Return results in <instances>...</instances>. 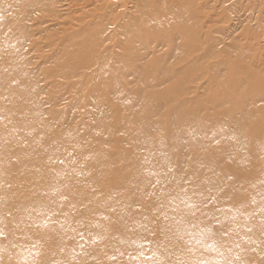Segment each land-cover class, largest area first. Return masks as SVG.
<instances>
[{
  "label": "bare ground",
  "instance_id": "bare-ground-1",
  "mask_svg": "<svg viewBox=\"0 0 264 264\" xmlns=\"http://www.w3.org/2000/svg\"><path fill=\"white\" fill-rule=\"evenodd\" d=\"M141 4L138 13L120 25V51L100 47L106 36L95 20L72 34L51 71H42L60 79L53 89L62 88L65 80V88L77 90L80 100L99 99L110 107L100 115L102 131L90 128L85 136L49 127L38 101L37 74L28 69L22 50L30 14L45 11L48 0H0V264H141L137 248L142 240L133 234L134 223L143 222L140 226L146 230L157 217L161 238L152 245L154 263L231 264L229 257L241 247L232 236H239L241 229L230 223H239L236 216L248 220L252 212L258 217L244 226L241 245L250 258H264V79L253 66L249 48L238 44L235 63L216 74V87L205 97L215 111L203 114L199 105L178 99L184 83L203 68L202 59L219 56L212 46L192 55L197 48L193 0ZM164 36L177 38L178 47L144 59L142 50ZM184 58L191 63L176 68V61ZM86 68H91L89 75ZM111 96L121 102L120 109ZM259 98L263 103L250 110L248 105ZM163 117L170 126H162ZM255 126L260 129L253 132ZM246 133L248 138H243ZM79 136L86 137V150L75 146ZM117 138L126 146H120V156L112 160L96 142H108L105 150L118 149ZM170 154L184 161L182 172L170 173ZM187 159L195 175L201 172L194 183L185 177ZM152 162L163 170L151 172ZM257 164L262 168L257 170ZM103 170L112 173L106 180ZM151 181L161 191L156 188V194L141 197L139 192ZM240 185L246 193L249 189L254 202L238 206L233 216L235 208L223 197ZM134 190L142 198L135 210V198L121 200ZM143 198L150 201L147 207L141 206ZM85 204L86 209H79ZM107 212L123 220L113 232L109 230L117 222L111 228ZM210 216L218 223L217 236L203 234L210 231L202 228L203 219ZM86 220L99 221L100 227L90 230ZM51 231L58 232L48 234ZM108 236L118 238L120 246H109ZM126 255L139 261L131 263Z\"/></svg>",
  "mask_w": 264,
  "mask_h": 264
},
{
  "label": "rangeland",
  "instance_id": "rangeland-1",
  "mask_svg": "<svg viewBox=\"0 0 264 264\" xmlns=\"http://www.w3.org/2000/svg\"><path fill=\"white\" fill-rule=\"evenodd\" d=\"M143 1L144 0H48L47 9L45 11L32 12L30 14L31 18L26 22L29 32L25 34L26 42L22 50L29 59L28 69L33 70L37 74L35 86L36 83L39 84L40 92L37 94L39 99L37 96L36 98L39 101L44 120L53 130L68 131L69 129H74L76 132L84 133L86 136L87 131L91 128L95 130V133H98L102 131L104 126V122L102 123V121L99 120L101 118L100 115L110 107L106 108V102L99 101V99L90 101L87 97L86 99L83 97L82 100H80L81 97H76L78 94L77 90H72L70 92L65 88V80L61 81L63 85L62 88L53 89V85L59 82L60 79L56 76L42 73V71H51L54 68L55 57L63 50V47L72 34H80L87 26L93 24L95 20L101 23V29L103 30L104 36H106L100 47L102 49L120 51L119 42L122 40L120 25L123 27L122 24L125 21H129L131 17L138 13V9ZM147 1L156 2L158 4L168 3L170 5L178 3V0ZM193 3L196 9H193V22L195 26L192 29L195 28L197 33V48L193 50L194 53L192 55L195 53L202 54V52L206 50L204 47L212 46L219 56L214 57L213 54L202 59L201 65L203 68L194 78L184 83V90L179 93L178 99L184 102H190V104L195 103L199 105V110L203 114H207L215 111L205 103V97L209 92L208 90L212 87H216V85L212 83L214 79H216V74L218 73L221 75L225 66L235 63L238 53L236 52V46L238 44L249 48V55L251 56L253 66L259 72L262 79H264V0H193ZM172 45L178 47L177 38L171 40L168 36H164L158 40H153V43L151 42L150 44L151 47L149 46L142 50L145 52L144 59L152 58L156 54H165L169 52ZM171 60H173V58H171ZM186 61V58L176 61L175 67L182 68L191 63ZM90 73L91 68H86V74L89 75ZM127 79L133 80V76L129 75ZM72 82L73 81H71V83ZM75 82L77 83L78 80ZM76 83H74V85H76ZM163 86L164 84H161L160 87ZM109 99L116 107L119 106L118 109L121 108V102L118 103L117 98L111 96ZM262 103L261 98L256 99L255 104L248 105V108L252 110L254 109L252 107H258ZM173 105L175 104H171V106ZM168 107L162 110L163 114L166 115V113H169ZM166 117H163L164 120L161 122L163 123L162 126L168 127L169 122L166 120ZM96 124L100 125L98 129L94 127ZM259 129L260 127L255 126L252 128V131L256 132ZM94 136H92L91 140ZM248 136L249 134L246 133L243 138H248ZM79 138L76 139L77 142L75 146L79 150H86L87 148L84 149L83 147L86 137L79 136ZM117 143L118 149L105 150V147L108 146V142H104L103 140L96 142L99 146L98 148L106 152L112 160L120 156V146H126L124 142H120L119 138H117ZM210 145L213 146L212 144ZM220 145L223 148L227 146V144L224 143ZM252 150L254 149H249V151ZM88 151L86 153H88ZM130 155L132 159H135L134 153ZM85 157L90 158L91 155H85ZM170 161L172 167L169 166L168 170H172L170 172L171 174L182 172L180 169H182V162L184 163V161H181L178 156L174 158L171 154ZM143 162L144 164L146 163L145 160H143ZM185 162L190 168L185 175L187 183H194L195 180L201 179V172H197L195 175V171L191 170L193 162L190 159L185 160ZM152 163L154 164L150 170L151 172L156 173L163 170L161 164L157 162ZM256 168L259 170L262 168V165L257 164ZM111 175L112 173L110 171L103 170L102 178L106 180L107 177ZM151 182L152 184L150 182L147 183L148 186L145 188L144 193L139 192L141 197L145 195L149 197L156 194V188L158 191H161L160 185L156 184L154 181ZM175 187L180 188L182 186L175 185ZM136 192L137 191L134 190L128 197L121 198L124 202H132L133 198H135L136 200L132 203L134 210L139 207L136 206V203H138L139 199H142L137 196ZM248 193H250L249 189ZM248 193L245 192L242 185L234 186L231 190L226 192L223 201L235 208L231 210L233 216L235 214L233 210H237L238 206L241 209L254 202L252 196ZM149 203L150 201L144 199L142 200L141 206L147 207ZM87 206L88 204H85V206L82 205L79 209H86L85 207ZM75 210H77V208H75ZM209 212V209H204V214L206 216L211 214ZM107 213L111 218L108 221L111 228L115 227L117 222L116 227L111 231L109 230V232H113L122 225L123 220H118L120 214H114L112 212V216H110L109 212ZM116 216L117 219L115 218ZM257 217V213L252 212L248 220L236 216L237 222L239 223H230L234 228L238 225L237 228L241 229L238 231L239 236H232L241 247L229 257L231 264H264V258H250L249 253L243 248V245H241L244 243L246 237L244 226L249 220L252 221ZM203 222L206 223L202 228L207 227V230H210L209 232H203V234L217 236V231H219L218 223L212 220V216L205 217ZM142 223L143 222H135L133 227V234L136 233L137 239L142 240L137 248L138 254L142 257L141 264H157L156 262L154 263L152 245H155L161 238V224L157 217L154 226H149L144 230V227L140 226ZM85 224L90 226V230H97L100 227L99 221L94 222L93 220H86ZM187 228H190L189 224ZM55 232L58 231H51L48 234L51 235ZM48 234L44 237H49ZM108 240L109 246L113 248L120 246V240L118 241V238L108 236ZM163 248L166 249L167 252L169 249L172 251V247ZM207 249L211 248L205 247L204 251H207ZM126 256L128 257L129 255ZM131 257L133 259H131L130 256L128 258L131 263L139 261L138 257ZM112 264H115V262H112ZM203 264H208V262H203Z\"/></svg>",
  "mask_w": 264,
  "mask_h": 264
}]
</instances>
